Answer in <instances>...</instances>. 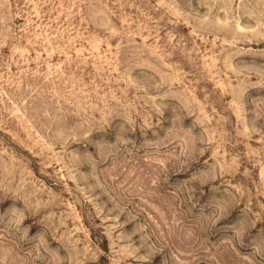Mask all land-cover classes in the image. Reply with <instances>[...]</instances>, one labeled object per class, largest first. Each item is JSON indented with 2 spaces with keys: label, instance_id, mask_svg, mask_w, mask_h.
<instances>
[{
  "label": "rangeland",
  "instance_id": "374dc122",
  "mask_svg": "<svg viewBox=\"0 0 264 264\" xmlns=\"http://www.w3.org/2000/svg\"><path fill=\"white\" fill-rule=\"evenodd\" d=\"M0 264H264V0H0Z\"/></svg>",
  "mask_w": 264,
  "mask_h": 264
}]
</instances>
